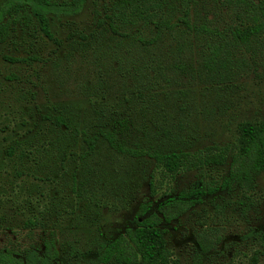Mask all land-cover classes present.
Returning a JSON list of instances; mask_svg holds the SVG:
<instances>
[{"label":"rangeland","instance_id":"rangeland-1","mask_svg":"<svg viewBox=\"0 0 264 264\" xmlns=\"http://www.w3.org/2000/svg\"><path fill=\"white\" fill-rule=\"evenodd\" d=\"M111 1L91 0L82 14L55 18L51 28L60 42L47 39L32 21L12 26L0 43V252L42 255L52 243L59 254L55 264H94L102 243L156 212L170 194L200 179L221 183L228 176V165L172 176L147 158L104 145L87 154L74 131L54 126L49 114L81 124L94 106L137 125L170 128L190 152L234 148L247 123L264 121V44L231 48L228 58L220 57L231 76L220 79L227 71L219 62L218 76L209 77L205 34H185L181 25L152 42L164 13L156 6L148 23L125 24L118 35L104 25L90 47H81V32L98 29ZM237 1H201L190 22L220 30L252 24ZM170 4L176 22L181 4ZM165 237L171 252L166 264H196L201 239L211 249L202 264H252L254 258L264 264V174L253 189L207 197Z\"/></svg>","mask_w":264,"mask_h":264},{"label":"trees","instance_id":"trees-1","mask_svg":"<svg viewBox=\"0 0 264 264\" xmlns=\"http://www.w3.org/2000/svg\"><path fill=\"white\" fill-rule=\"evenodd\" d=\"M91 0H4L0 9V43L10 35L12 26L19 23L35 21L43 35L54 42H60L51 28L55 18L75 17L85 10ZM112 0L106 7L102 18L98 19L97 28L90 33L80 34L81 47L88 48L98 38L101 27L108 26L112 34H120L119 27L148 23L153 13H148L156 6L163 11L162 21L156 24L157 31L152 42L160 38L162 33H177L183 26L185 34L193 31L196 35L203 33L209 45V54L204 58V69L209 77L218 76L217 64L226 68V75L231 76L230 69L220 60L222 54L230 55V49L239 45L251 46L252 43L264 44V0H238L251 14L252 24L240 28L229 26L224 30L217 27L192 24L189 13L201 1L206 0ZM170 2L181 4L182 17L172 22ZM243 6V7H244ZM170 14L167 19L165 16ZM207 18V17H206ZM205 18V19H206ZM122 25H119L121 24ZM127 29V28H126ZM127 34H130L126 32ZM143 44V35L137 37ZM150 42V41H148ZM151 43V42H150ZM225 52V53H223ZM8 60L14 63H26L30 60L16 58ZM51 60V59H50ZM49 60V62H50ZM55 62V59L51 60ZM58 64V63H57ZM91 116H86L81 124L69 120L65 115H51V123L62 131H74L76 137L84 144L87 154L102 145L109 147L121 155L134 158H147L158 168L176 176L182 172L202 169L206 166L223 167L228 165V176L221 183H207L200 179L194 186L172 193L156 212L142 216L133 228H127L112 241L104 242L97 251L94 264H166L171 259V252L166 242V234L170 226L186 211L204 202L207 197L217 196L220 192L230 193L232 190L253 189L256 180L264 174V121L247 123L241 130L236 147L207 148L195 152L185 151L184 142L170 128L151 129L146 125H137L129 117H116L118 114L97 110L91 106ZM119 116V115H118ZM15 147L8 154L14 155ZM216 151V152H215ZM22 154V153H21ZM22 156V155H19ZM76 185H73V189ZM153 188V185L151 184ZM200 253L196 256V264L211 251L209 242L201 239L198 242ZM44 254L26 252L24 257L8 252H0V264H55L59 254L52 243L44 245ZM254 258L252 264H258Z\"/></svg>","mask_w":264,"mask_h":264}]
</instances>
